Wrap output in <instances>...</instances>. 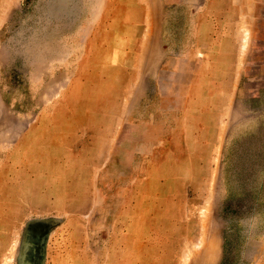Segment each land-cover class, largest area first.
Instances as JSON below:
<instances>
[{"label":"rangeland","instance_id":"374dc122","mask_svg":"<svg viewBox=\"0 0 264 264\" xmlns=\"http://www.w3.org/2000/svg\"><path fill=\"white\" fill-rule=\"evenodd\" d=\"M0 264H264V0H0Z\"/></svg>","mask_w":264,"mask_h":264}]
</instances>
